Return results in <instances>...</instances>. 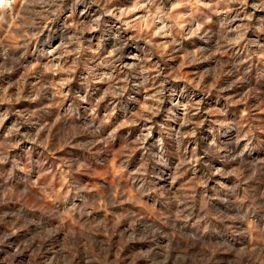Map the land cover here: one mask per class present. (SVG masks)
<instances>
[{
    "label": "clouds",
    "instance_id": "9594fccd",
    "mask_svg": "<svg viewBox=\"0 0 264 264\" xmlns=\"http://www.w3.org/2000/svg\"><path fill=\"white\" fill-rule=\"evenodd\" d=\"M0 264H264V0H0Z\"/></svg>",
    "mask_w": 264,
    "mask_h": 264
}]
</instances>
